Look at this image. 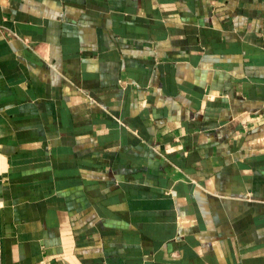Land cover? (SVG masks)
Returning a JSON list of instances; mask_svg holds the SVG:
<instances>
[{
    "label": "crops",
    "instance_id": "0c3cea01",
    "mask_svg": "<svg viewBox=\"0 0 264 264\" xmlns=\"http://www.w3.org/2000/svg\"><path fill=\"white\" fill-rule=\"evenodd\" d=\"M0 264H264V0H0Z\"/></svg>",
    "mask_w": 264,
    "mask_h": 264
}]
</instances>
